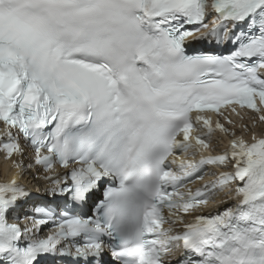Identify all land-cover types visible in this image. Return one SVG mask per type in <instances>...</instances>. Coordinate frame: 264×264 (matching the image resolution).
Masks as SVG:
<instances>
[{"label": "snow or ice", "instance_id": "snow-or-ice-1", "mask_svg": "<svg viewBox=\"0 0 264 264\" xmlns=\"http://www.w3.org/2000/svg\"><path fill=\"white\" fill-rule=\"evenodd\" d=\"M237 109L253 114L239 135ZM257 122L264 0H0V152L27 147L44 174L34 194L13 161L0 183V264H264ZM206 166L225 170L188 189Z\"/></svg>", "mask_w": 264, "mask_h": 264}, {"label": "bare ground", "instance_id": "bare-ground-1", "mask_svg": "<svg viewBox=\"0 0 264 264\" xmlns=\"http://www.w3.org/2000/svg\"><path fill=\"white\" fill-rule=\"evenodd\" d=\"M18 162H22L25 166V173L23 175V177H26L30 180V182H32V185H33V189L31 191L34 192L35 194V190L36 188H40L41 191L43 190V187H44V184L41 180V178L38 177V173H40V171H38L37 169H35V172H32L31 170H29L27 168V165L29 163H31V159L29 157V155H24V156H21L19 159H18ZM38 174V175H37Z\"/></svg>", "mask_w": 264, "mask_h": 264}]
</instances>
